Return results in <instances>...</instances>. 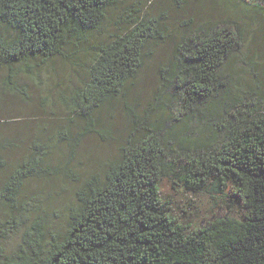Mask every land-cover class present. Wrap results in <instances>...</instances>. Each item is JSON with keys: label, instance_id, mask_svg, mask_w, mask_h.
Listing matches in <instances>:
<instances>
[{"label": "trees", "instance_id": "16d2710c", "mask_svg": "<svg viewBox=\"0 0 264 264\" xmlns=\"http://www.w3.org/2000/svg\"><path fill=\"white\" fill-rule=\"evenodd\" d=\"M117 1L0 0V102L8 94L31 101L25 79L41 85L56 59L83 71L70 97L62 88L63 118L46 99L47 117L35 124L0 115V264H264V63L251 62L256 88L245 91L250 97L232 117L207 111L228 91L225 69L245 54L247 38L264 55V0H222L239 14L176 30L137 15L98 36ZM207 1L172 2L185 9ZM168 37L174 45L163 78L171 99L159 101L172 126L162 132L150 118H137L138 130L115 135L101 119L104 105L138 75L148 44ZM95 131L116 142L117 153L80 178V144ZM57 176L76 183L60 212L52 203L61 193L30 195L27 185ZM162 179L206 193L208 204L189 206V218L200 208L202 218L181 221L160 194ZM63 211L66 222L56 226Z\"/></svg>", "mask_w": 264, "mask_h": 264}, {"label": "rangeland", "instance_id": "374dc122", "mask_svg": "<svg viewBox=\"0 0 264 264\" xmlns=\"http://www.w3.org/2000/svg\"><path fill=\"white\" fill-rule=\"evenodd\" d=\"M172 1L173 0H118L108 11L107 19L103 26L104 28L99 32L98 36L112 33L115 31L116 27L127 26L128 22L126 20H133V17L137 15L140 20L142 16L147 19L155 18L163 25L168 24L172 30H176V28L182 29L183 27L181 25H183V23L190 24L192 22L191 24H194L207 20L218 21L239 14V10L236 12V9H233L230 5L224 6L222 0H208L200 6L191 3L188 4L185 9L175 6ZM141 2H143V4H141ZM240 9H243V7H240ZM249 39L250 38H247L244 43L245 54L242 53L239 55V58H233L234 62L230 61L225 69V72L231 73L226 80L229 85L228 91L222 93L207 105L209 117H213L214 119L223 116L232 117L234 109L238 110L244 105L240 100L242 99L244 102L248 100L245 98L246 94L248 95L245 91L250 92L251 88H256V75L249 72L252 70L250 65L251 62H258L260 65L257 66L262 68L263 66H261V64L264 63V55L260 56L257 54L260 50L258 51L255 42H251ZM89 43H91V41ZM173 45L174 43L169 37L160 39L158 42H150L145 50L144 64L138 75L128 82L124 91L119 96L104 105L101 111L102 116L100 114L101 119L103 123L107 121L110 122L115 135H126L128 129H130V131L134 129L138 130L140 126L135 125L137 123V118L140 120L146 117L150 118L154 124L160 126L159 128H163L162 132L169 130L172 126L170 123L168 124V122H170V110L159 101V98H161L162 101L171 99L170 92H168V84L163 78V76L166 75L163 69L170 67L168 60L172 55ZM82 53L83 51H81V54ZM63 59H56L55 66L52 65V68L47 66L41 73V85L35 84L31 79H25L27 84L25 87L32 97L31 101H25L21 97L13 94L5 96L6 100L0 102L1 119L13 120L16 118L17 122H19V120L31 119L33 124H35L39 119L47 117L43 110H41V102L44 99L47 100L46 103H49L54 108L57 115L63 118L65 108L61 100L62 88L65 89L63 92L64 95L70 97L72 95L71 90L75 86L81 84L83 74L81 67H71L69 63L65 64ZM72 60L78 61L79 59L72 58ZM80 61L84 64L88 62L85 55H81ZM57 82L61 85H57ZM261 91L264 93V87H262ZM235 96L240 97L237 102ZM231 103L235 104L231 105ZM224 105H227V111H224ZM184 123L189 124L187 120ZM173 124H175V121H173ZM185 124H179L177 122L176 126L177 128H182ZM165 125L167 127H165ZM101 126L102 125H99V127ZM99 127H97L98 130L101 129ZM208 127L211 128L210 125H208ZM139 135L142 136L140 133ZM117 148L118 144L108 140V136L98 133L97 131L89 133L82 139L79 148V162L76 165V170L80 178L89 171L100 169V162L113 158L117 153ZM27 185L30 195L38 193L39 190L48 192L56 190L58 193H61L57 203L51 200L53 202L52 206L60 208V212L64 209L63 206L66 203H71L73 200L76 183L70 182L62 176H57L53 183L43 179L28 182ZM193 193L194 192L183 191L181 188L173 189L171 183L167 179H162L160 181L161 196L172 201L173 212L179 215V219L183 222L191 221L195 216L202 218V216H199L202 214L201 208L198 212L199 215L194 213L192 217L189 218L192 212V209L189 208L190 203L193 202L198 204V200H201L202 204H208L209 197L206 193ZM218 213V215H221L224 212L220 211ZM64 215L65 211H63V214H59V218H55L56 226L65 224ZM28 221L25 228L33 222V217ZM19 241L20 233L13 235L10 242L6 243L7 248L9 249L16 246Z\"/></svg>", "mask_w": 264, "mask_h": 264}]
</instances>
